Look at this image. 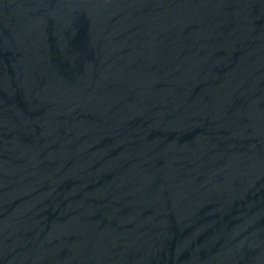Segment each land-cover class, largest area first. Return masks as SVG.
Wrapping results in <instances>:
<instances>
[{
    "label": "water",
    "instance_id": "95a60500",
    "mask_svg": "<svg viewBox=\"0 0 264 264\" xmlns=\"http://www.w3.org/2000/svg\"><path fill=\"white\" fill-rule=\"evenodd\" d=\"M0 264H264V0H0Z\"/></svg>",
    "mask_w": 264,
    "mask_h": 264
}]
</instances>
